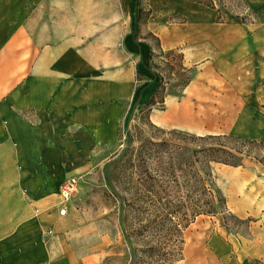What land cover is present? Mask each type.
Instances as JSON below:
<instances>
[{
	"label": "crops",
	"instance_id": "1",
	"mask_svg": "<svg viewBox=\"0 0 264 264\" xmlns=\"http://www.w3.org/2000/svg\"><path fill=\"white\" fill-rule=\"evenodd\" d=\"M43 2L0 0V239L22 237L36 222L28 212L39 200L15 201L13 190L41 193L61 175L85 171L95 149L119 141L131 102L142 108L160 82L150 69L151 45L136 41L134 32L123 41L129 55L139 59L102 68L93 62L90 40L71 37L44 44L33 38L28 20ZM149 4L148 26L160 36L163 49L192 46L183 63L197 68L183 97L167 94L165 107L154 106L152 121L264 141V0H248L257 14L253 22H217L216 9L190 0ZM205 45L212 52L201 56ZM98 258H81L60 245L44 260L94 264Z\"/></svg>",
	"mask_w": 264,
	"mask_h": 264
},
{
	"label": "rangeland",
	"instance_id": "2",
	"mask_svg": "<svg viewBox=\"0 0 264 264\" xmlns=\"http://www.w3.org/2000/svg\"><path fill=\"white\" fill-rule=\"evenodd\" d=\"M225 2L234 14L251 12L243 8V0H222V4ZM134 9V0H44L30 16L28 31L44 44L71 37L90 40L93 62H98L101 68L110 67L121 60L129 63L139 59L137 55H129L123 41L137 27ZM217 14L216 10L214 20ZM175 19L183 21L181 16ZM238 19L230 13L226 16L228 22ZM146 31L144 27L136 35L146 36ZM145 40L155 44L154 68H149L160 76V81L163 77V92L183 93L189 78L197 72L196 67L181 65L185 50L192 46L161 53L153 38ZM200 52L201 56L210 55L212 48L205 45ZM160 129L212 134L205 127L192 130L161 126L131 102L119 141L95 149L85 171L61 175L54 186L42 189L41 193H29L24 187L13 190L15 201L38 199L40 205L29 209L36 222L29 223L27 233L0 239V264H48L44 258L50 249L60 245L81 258L98 254L94 264H126L123 199L111 175L116 177L115 166L127 153L141 148L153 136L163 135ZM217 168L218 183L228 198L229 209L244 221L230 218L226 224L222 215L197 217L184 232V259L176 264H264V169L249 159L244 166L221 164ZM73 176L78 177V193L63 202L62 186Z\"/></svg>",
	"mask_w": 264,
	"mask_h": 264
},
{
	"label": "trees",
	"instance_id": "3",
	"mask_svg": "<svg viewBox=\"0 0 264 264\" xmlns=\"http://www.w3.org/2000/svg\"><path fill=\"white\" fill-rule=\"evenodd\" d=\"M148 1L138 0L133 11L137 23L135 40L153 38L163 53L160 36L148 27L153 13ZM190 1L216 9L217 22H226L229 13L243 22L257 19L248 0H243V8L251 11L248 15L234 14L222 0ZM144 27L146 36L136 35ZM150 44L152 69L156 49L154 43ZM181 65L186 67L183 62ZM196 73L189 78L185 88ZM137 74L143 76L139 68ZM163 84L162 77L155 94L142 107V112L150 119L155 105L165 107ZM170 94L180 98L184 92L171 91ZM160 130L163 135L153 136L141 148L127 153L126 158L115 166L118 168L116 177L111 175V180L120 187L123 199L124 237L128 249L126 264H176L182 261L186 242L184 232L201 215H222L226 224L230 218L244 221L229 209L228 198L218 183L217 166L240 167L249 159L264 169L262 140L227 133L198 135L179 129Z\"/></svg>",
	"mask_w": 264,
	"mask_h": 264
},
{
	"label": "built area",
	"instance_id": "4",
	"mask_svg": "<svg viewBox=\"0 0 264 264\" xmlns=\"http://www.w3.org/2000/svg\"><path fill=\"white\" fill-rule=\"evenodd\" d=\"M78 190V177H70L62 186V196L64 197L63 202L72 200V198L78 193Z\"/></svg>",
	"mask_w": 264,
	"mask_h": 264
}]
</instances>
